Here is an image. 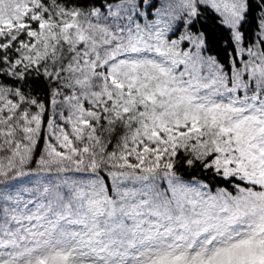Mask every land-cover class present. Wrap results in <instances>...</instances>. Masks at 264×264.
<instances>
[{"label":"snow or ice","instance_id":"1","mask_svg":"<svg viewBox=\"0 0 264 264\" xmlns=\"http://www.w3.org/2000/svg\"><path fill=\"white\" fill-rule=\"evenodd\" d=\"M0 264H264V0H0Z\"/></svg>","mask_w":264,"mask_h":264},{"label":"trees","instance_id":"2","mask_svg":"<svg viewBox=\"0 0 264 264\" xmlns=\"http://www.w3.org/2000/svg\"><path fill=\"white\" fill-rule=\"evenodd\" d=\"M144 22L146 23L147 21L145 20ZM205 23L209 26V28L214 26V21L211 18H209ZM255 28H256V25H255V23H252V22H250V26L249 25L245 26V30H246V32H247L249 37L252 36L253 31L255 30ZM216 31H217V34H220V30L219 29H217ZM213 51L214 52L218 51V49H213ZM223 55H224V53L220 52V57L221 58L223 57Z\"/></svg>","mask_w":264,"mask_h":264}]
</instances>
